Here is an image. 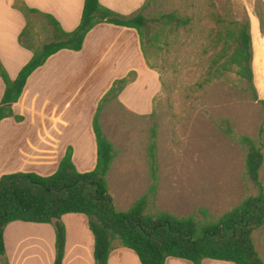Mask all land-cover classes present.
Returning <instances> with one entry per match:
<instances>
[{
	"label": "trees",
	"instance_id": "16d2710c",
	"mask_svg": "<svg viewBox=\"0 0 264 264\" xmlns=\"http://www.w3.org/2000/svg\"><path fill=\"white\" fill-rule=\"evenodd\" d=\"M158 0H146L143 6L130 15H124L104 6L100 0H85L79 26L66 31L60 22L49 13L30 7L24 0H15V6L27 18V24L19 36L20 43L33 51L32 58L12 78L0 58V77L5 83V92L0 103V123L7 117L23 121L15 115L14 103L21 98L29 77L54 54L62 49L79 51L86 36L101 23H113L135 28L148 61L152 46L161 48L170 45L169 34L192 30L196 26L194 16L176 11L153 13L151 6ZM262 3V2H261ZM30 14L45 18L52 27L50 41L36 46ZM216 23L206 37V54L211 51L208 78L224 77L235 69L248 83L255 100L264 105L255 85L253 68L254 49L251 23L246 19L230 18L227 14L211 12ZM264 30V5L259 12ZM149 63V62H148ZM155 69L154 65L149 63ZM135 73L136 76V72ZM134 78L126 76L115 81L102 98L93 119V128L98 146L96 167L87 172L78 170L74 149L70 146L58 170L48 176L36 172H15L0 179V257L8 263L5 230L14 221L53 223L56 231L57 254L55 264H63L67 244V228L63 216L82 213L87 217L95 238V264H109L116 243L133 250L142 264H167L170 257L185 259L193 264H203L205 259L223 260L235 264H264L254 234L264 227V183L261 171L264 165V125L260 137L241 135L238 141L247 147L246 173L256 192L245 197L237 206L220 215L207 208L200 215L179 216L156 208L158 175L155 164L157 156V128L152 130L149 155L152 159L153 183L127 210L116 208L110 193L108 174L116 159L113 141L101 125L103 105L111 97L118 98ZM229 133L231 128L228 129Z\"/></svg>",
	"mask_w": 264,
	"mask_h": 264
},
{
	"label": "rangeland",
	"instance_id": "374dc122",
	"mask_svg": "<svg viewBox=\"0 0 264 264\" xmlns=\"http://www.w3.org/2000/svg\"><path fill=\"white\" fill-rule=\"evenodd\" d=\"M151 10L194 16L197 24L192 30L169 34L170 45L149 49L148 62L154 65L158 79L156 83L153 78L145 80L133 90L130 101L137 107L144 106L154 92L151 113L136 114L119 97L104 103L101 125L116 150L108 174L110 193L116 208L124 211L149 190L154 180L149 145L156 127L159 189L153 211L158 208L184 216L200 215L207 208L220 215L256 192L246 173L248 149L238 137H260L264 105L255 100L248 83L235 69L224 77L208 78L211 51L205 52L206 37L216 28L211 12L245 20L244 1L158 0ZM30 20L34 44L38 47L50 41L52 27L47 20L38 14H30ZM134 77L135 73H131L130 78ZM76 130L83 136L85 125ZM261 179L264 183V165ZM37 224L22 222L21 229L9 231V264H13L11 256H20L24 264H50L49 228L43 230ZM47 225L55 230L53 223ZM87 229L94 237L88 223ZM254 238L264 260V227L255 232ZM90 247L87 243V264L94 260L95 246L89 251ZM120 248L125 264H132L131 254L136 253ZM54 249L56 256V243ZM2 260L0 257V264H5Z\"/></svg>",
	"mask_w": 264,
	"mask_h": 264
},
{
	"label": "crops",
	"instance_id": "0c3cea01",
	"mask_svg": "<svg viewBox=\"0 0 264 264\" xmlns=\"http://www.w3.org/2000/svg\"><path fill=\"white\" fill-rule=\"evenodd\" d=\"M24 1L32 8L52 14L66 31L79 26L85 5V0ZM100 1L104 6L124 15L133 14L146 2ZM243 1L251 23L255 85L260 98L264 99V30L259 14L264 0ZM26 24L27 18L15 6V0H0V58L12 78L18 76L33 56V51L19 41ZM133 72H136L135 79L126 86L119 99L134 113L147 115L153 111L150 101L154 99V92L149 98V104L146 101L144 106L137 107L130 100L133 90L143 85L145 80L153 78L156 83L158 78L144 55L140 35L135 28L101 23L88 33L81 50L62 49L52 55L29 77L21 98L13 105L15 115L23 116V121H18L13 116L0 123V179L5 174L15 172L52 175L58 170L70 146L74 149L73 159L78 170H93L98 160L97 139L93 128L98 106L116 80ZM5 87L0 77V103ZM81 125H85V130L80 137L76 127ZM63 221L67 228L63 264H87V243L91 245L89 251L93 244L95 246V239L87 229V217L82 213H68L63 216ZM22 222L25 221H14L5 230L9 255L12 246L9 231L21 229ZM37 227L43 230L49 228L47 234L51 239L52 249L50 264H55V230L47 223H38ZM120 249L117 246L112 252L109 264H125ZM131 256L132 264H141L136 254ZM11 260L13 264H24L20 256H11ZM89 264H95V258ZM167 264L193 263L170 257ZM203 264L235 263L205 259Z\"/></svg>",
	"mask_w": 264,
	"mask_h": 264
}]
</instances>
